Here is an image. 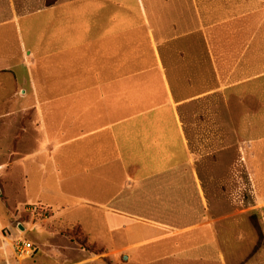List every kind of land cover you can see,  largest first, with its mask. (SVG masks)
<instances>
[{"label":"crops","instance_id":"0c3cea01","mask_svg":"<svg viewBox=\"0 0 264 264\" xmlns=\"http://www.w3.org/2000/svg\"><path fill=\"white\" fill-rule=\"evenodd\" d=\"M218 32L249 37L232 73L209 77ZM167 50L183 52V74ZM244 84L264 114V0H0V177L22 164L32 203L98 239L123 235L139 258L227 264L237 229L209 211L197 164L223 151L225 98ZM245 143L264 225V137ZM175 225L188 228H155ZM244 264H264V248Z\"/></svg>","mask_w":264,"mask_h":264},{"label":"rangeland","instance_id":"374dc122","mask_svg":"<svg viewBox=\"0 0 264 264\" xmlns=\"http://www.w3.org/2000/svg\"><path fill=\"white\" fill-rule=\"evenodd\" d=\"M210 2L213 0H209V5ZM246 25V19H239V27ZM248 37V34L243 33L218 32L212 35L214 47L209 48L208 52L205 49L202 51V71L209 77L216 73V68L223 75L232 73ZM194 53L199 55V50L193 48ZM165 56L169 57L170 73L176 76L184 73L182 51L167 50ZM244 66L234 72L241 78L252 74L249 73L246 60ZM259 66H262V62L257 61L256 72ZM228 103L230 106L227 108L225 98L223 151L198 162L197 172L211 214L224 218L222 225L226 231L231 227L237 229L236 239L224 247L227 264H244L264 248L263 219L254 210L256 197L245 162L249 145L245 142L264 137V114H255L259 111V98L247 97L246 84L242 85L241 97L234 101L229 98ZM233 119L234 127L239 126V129H232ZM23 183L22 164H11L6 175L0 177V264H174L168 258H139V255L128 252L130 248H124L128 243L123 235H115V242H111L88 234L86 228L57 216L53 209L46 206V202L32 203L24 193ZM191 196L197 199L195 194ZM200 206L199 202L194 204L195 209L191 213L202 211ZM155 228L163 229L164 232H179L188 227L175 225ZM21 241L34 245L36 250L32 257H20L17 245ZM163 250V253L167 252V245ZM235 255L237 258H234Z\"/></svg>","mask_w":264,"mask_h":264},{"label":"built area","instance_id":"2783aa9c","mask_svg":"<svg viewBox=\"0 0 264 264\" xmlns=\"http://www.w3.org/2000/svg\"><path fill=\"white\" fill-rule=\"evenodd\" d=\"M35 247L32 243L26 242V241H21L17 245V252L20 255L21 258L23 259H28L33 256L35 252Z\"/></svg>","mask_w":264,"mask_h":264},{"label":"trees","instance_id":"16d2710c","mask_svg":"<svg viewBox=\"0 0 264 264\" xmlns=\"http://www.w3.org/2000/svg\"><path fill=\"white\" fill-rule=\"evenodd\" d=\"M58 0H47V4L50 6V5H53L57 2Z\"/></svg>","mask_w":264,"mask_h":264},{"label":"water","instance_id":"95a60500","mask_svg":"<svg viewBox=\"0 0 264 264\" xmlns=\"http://www.w3.org/2000/svg\"><path fill=\"white\" fill-rule=\"evenodd\" d=\"M128 256H125V259L127 260Z\"/></svg>","mask_w":264,"mask_h":264}]
</instances>
